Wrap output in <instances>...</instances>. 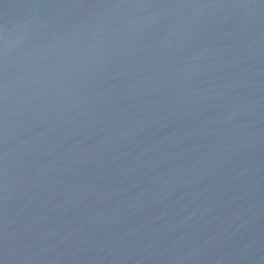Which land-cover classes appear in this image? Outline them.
<instances>
[{"label":"water","instance_id":"obj_1","mask_svg":"<svg viewBox=\"0 0 264 264\" xmlns=\"http://www.w3.org/2000/svg\"><path fill=\"white\" fill-rule=\"evenodd\" d=\"M0 264H264V0H0Z\"/></svg>","mask_w":264,"mask_h":264}]
</instances>
